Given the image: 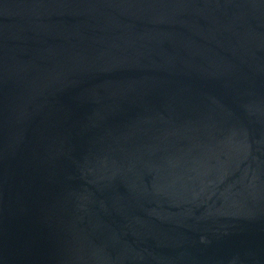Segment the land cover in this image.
<instances>
[{"label":"water","instance_id":"water-1","mask_svg":"<svg viewBox=\"0 0 264 264\" xmlns=\"http://www.w3.org/2000/svg\"><path fill=\"white\" fill-rule=\"evenodd\" d=\"M0 264H264V0H0Z\"/></svg>","mask_w":264,"mask_h":264}]
</instances>
